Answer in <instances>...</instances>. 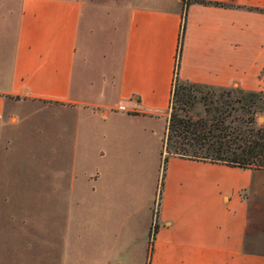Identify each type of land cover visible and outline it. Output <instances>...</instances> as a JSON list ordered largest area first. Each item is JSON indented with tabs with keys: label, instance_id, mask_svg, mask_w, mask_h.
I'll return each instance as SVG.
<instances>
[{
	"label": "crops",
	"instance_id": "obj_1",
	"mask_svg": "<svg viewBox=\"0 0 264 264\" xmlns=\"http://www.w3.org/2000/svg\"><path fill=\"white\" fill-rule=\"evenodd\" d=\"M175 77L264 92V0H0V264H31V253L65 264L71 253L56 218L39 220L31 245L37 206L11 182L14 138L38 111L74 142L81 114L146 120L151 157L141 150L137 180L118 196L105 151V264H264V169L169 156L149 239Z\"/></svg>",
	"mask_w": 264,
	"mask_h": 264
},
{
	"label": "rangeland",
	"instance_id": "obj_2",
	"mask_svg": "<svg viewBox=\"0 0 264 264\" xmlns=\"http://www.w3.org/2000/svg\"><path fill=\"white\" fill-rule=\"evenodd\" d=\"M91 64L95 70L105 67V61L100 57L92 60ZM195 93L198 101L191 109L193 115H205L204 104L198 99L200 96L206 95L213 100L227 98L226 92L219 90L201 88ZM96 96L104 101V93ZM256 120L257 123L264 122V115L257 116ZM145 121L142 118L127 121L120 116L106 119L99 112L81 114L78 116L77 141L74 142L60 137V119L55 124L54 116L48 111L29 114L14 138L10 170L11 182L26 184L25 187L31 191H25V199L27 197L31 204L37 206L30 210L31 224L26 228L31 235V245L38 241L32 234L40 232L39 220L44 222L56 218L62 227L68 225L63 241L71 253L65 264H105V163L110 160L112 166L108 175L114 183L111 194L121 195L125 187L135 184L141 150L150 159L154 147L153 138L144 131ZM153 121L155 127H161L160 119ZM105 151L109 155L106 160ZM115 160L119 164L113 167ZM144 173L151 191V168ZM158 190L159 187L157 196ZM2 193L5 197L7 191ZM157 201L152 207L150 232L156 223ZM45 237L43 234L40 236L42 246L49 245ZM36 257L31 253L27 260L34 264L33 258ZM41 262L53 264L49 255H45Z\"/></svg>",
	"mask_w": 264,
	"mask_h": 264
},
{
	"label": "trees",
	"instance_id": "obj_3",
	"mask_svg": "<svg viewBox=\"0 0 264 264\" xmlns=\"http://www.w3.org/2000/svg\"><path fill=\"white\" fill-rule=\"evenodd\" d=\"M201 88L226 92L227 98L213 100L202 95L198 99L204 104L205 115H193L191 109L198 101L195 91L200 92ZM259 115H264L262 91L214 89L181 82L175 77L163 137L165 155L161 164L157 205L165 164L171 155L241 168L264 169V122L257 123ZM156 229L154 223L151 240Z\"/></svg>",
	"mask_w": 264,
	"mask_h": 264
}]
</instances>
